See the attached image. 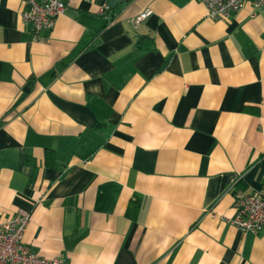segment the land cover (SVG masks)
<instances>
[{
	"label": "crops",
	"instance_id": "0c3cea01",
	"mask_svg": "<svg viewBox=\"0 0 264 264\" xmlns=\"http://www.w3.org/2000/svg\"><path fill=\"white\" fill-rule=\"evenodd\" d=\"M111 2L35 37L0 0V221L29 213L23 243L68 264H264L231 222L264 187V9Z\"/></svg>",
	"mask_w": 264,
	"mask_h": 264
},
{
	"label": "built area",
	"instance_id": "2783aa9c",
	"mask_svg": "<svg viewBox=\"0 0 264 264\" xmlns=\"http://www.w3.org/2000/svg\"><path fill=\"white\" fill-rule=\"evenodd\" d=\"M24 10L22 22L31 25L35 37L53 30L56 19L64 14L73 0H21ZM207 8V17L215 22L231 20L247 5L253 10L264 9V0H197ZM109 9L105 6L104 10ZM146 11L134 20L138 25L145 20ZM235 217L231 220L246 236H257L264 230V187L259 192L247 193L242 188L234 189ZM30 222V214L22 212L5 221H0V264H68L61 257L47 259L34 253L23 243V236Z\"/></svg>",
	"mask_w": 264,
	"mask_h": 264
},
{
	"label": "trees",
	"instance_id": "16d2710c",
	"mask_svg": "<svg viewBox=\"0 0 264 264\" xmlns=\"http://www.w3.org/2000/svg\"><path fill=\"white\" fill-rule=\"evenodd\" d=\"M55 158L54 152L48 151L47 152V164H51Z\"/></svg>",
	"mask_w": 264,
	"mask_h": 264
},
{
	"label": "water",
	"instance_id": "95a60500",
	"mask_svg": "<svg viewBox=\"0 0 264 264\" xmlns=\"http://www.w3.org/2000/svg\"><path fill=\"white\" fill-rule=\"evenodd\" d=\"M123 1H125V0H112L111 6H114L115 4L123 2Z\"/></svg>",
	"mask_w": 264,
	"mask_h": 264
}]
</instances>
